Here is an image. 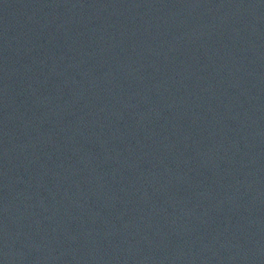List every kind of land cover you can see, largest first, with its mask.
<instances>
[{
    "label": "water",
    "instance_id": "1",
    "mask_svg": "<svg viewBox=\"0 0 264 264\" xmlns=\"http://www.w3.org/2000/svg\"><path fill=\"white\" fill-rule=\"evenodd\" d=\"M0 264H264V0H0Z\"/></svg>",
    "mask_w": 264,
    "mask_h": 264
}]
</instances>
